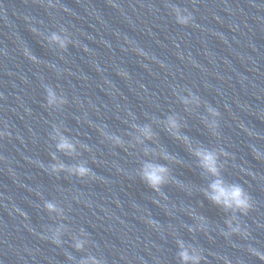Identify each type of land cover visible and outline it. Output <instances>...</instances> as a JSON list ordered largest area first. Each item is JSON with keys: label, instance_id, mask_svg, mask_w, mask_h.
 Segmentation results:
<instances>
[{"label": "water", "instance_id": "water-1", "mask_svg": "<svg viewBox=\"0 0 264 264\" xmlns=\"http://www.w3.org/2000/svg\"><path fill=\"white\" fill-rule=\"evenodd\" d=\"M172 6L186 9L192 23L178 25ZM61 28L75 41L65 52L43 41ZM45 85L66 98L61 111L46 107ZM189 91L200 107L180 103L177 93ZM207 105L220 113L215 136L201 119ZM168 115L194 145L224 151L225 179L252 196L253 210L239 218L247 239L220 234L225 214L199 191L210 178L164 130ZM153 120L156 141L144 146L174 156L179 163L168 166L183 183L165 187L166 199L136 176L150 158L143 146L113 147L97 131L127 144L132 123ZM60 123L90 147L78 159L95 180L40 167L51 163L49 133ZM0 132V264H76L88 254L105 264H177V237L202 249L207 264H261L248 249L264 253V0H0ZM45 200L65 208L72 232L88 233L84 252L67 235L62 247L39 238L57 223L43 211ZM189 207L210 221L207 235L187 231Z\"/></svg>", "mask_w": 264, "mask_h": 264}, {"label": "clouds", "instance_id": "clouds-1", "mask_svg": "<svg viewBox=\"0 0 264 264\" xmlns=\"http://www.w3.org/2000/svg\"><path fill=\"white\" fill-rule=\"evenodd\" d=\"M53 5H49L52 7ZM172 11L175 16V21L180 26H188L192 23L193 17L187 12V10H181L179 7L172 6ZM35 32V30L33 29ZM44 44L49 48L55 49L59 52H65L68 50L70 44H74L75 41L68 35V33L61 28L59 32H52L46 37H43ZM43 46V45H42ZM88 51L87 48L84 49ZM137 55H143L141 52H137ZM24 55L33 63L37 62V57L29 49H24ZM46 107L55 111H61L67 104V100L64 96L58 95L56 90L48 85L44 86ZM178 99L181 104L185 106L187 110L189 106L200 107L201 100L198 96L192 92H188L187 96L177 93ZM206 112L208 116L201 117L204 126L212 135H217L218 132V118L220 113L217 109L211 105L206 106ZM209 117L211 119H209ZM157 123L153 120L151 123H145L138 125L132 123L130 125L132 132L127 133L131 137V142L127 143L120 136L107 132L105 129L98 128L100 136L104 141L110 143L113 147L125 148L143 146L142 153L144 157H150L144 159L141 162L139 169L136 172V176L144 183L149 189L157 194L162 199H166L167 196L163 189L168 185L180 186L183 183L177 181L172 175V170L168 166L169 163H179L176 158L170 155L165 149L160 148L156 150L144 146L146 142L156 141V133L153 130V124ZM164 130L171 135L174 139L181 141L189 153L194 157L196 166L200 169L201 173L209 179V183L206 188L199 189L204 198L212 205L221 209L225 214L223 221L224 227L220 230V234L226 239L239 236L243 239H247L250 235L247 228H245L241 222L240 217H246L253 210V200L251 194L240 183L230 182L225 179L223 175L224 165L221 163V157L225 155L222 149H215L206 147L203 145H194L189 137L181 134V121L176 115H168L162 122ZM68 129L63 123L53 124L51 126V132L49 133V148L51 163L45 165L40 163V167L44 169L48 174L59 177L61 174H65L68 177L76 178L80 181L95 180L96 175L92 168L89 167V163L86 160L78 159L82 152H90L91 149L88 145L73 138L71 135L66 134ZM5 133L0 132V137H4ZM252 155L254 159L260 160L261 153L258 149L253 148ZM66 157L76 160V163L66 164L60 157ZM163 160L168 163L161 164L158 161ZM95 162V161H93ZM193 192L189 190L187 195H191ZM155 203V201H153ZM43 211L48 214L49 217L55 218L57 221L55 227H50L47 230V234H42L39 238L50 242L51 244L62 247L64 244L63 237L70 236L72 241V248L76 252H84L89 245L88 233L83 228L76 234L72 232L63 221L67 219L65 208L61 207L54 200H45L42 205ZM19 214L27 220L28 217L23 211H19ZM185 211V209H181ZM187 215L194 221L191 226H186L187 231L190 233L201 232L205 235L208 234L210 221L204 215L196 213L191 207L187 209ZM147 223L156 228L157 224H154L152 220ZM176 254L175 258L177 264H207L206 257L203 250L194 246L191 243L186 242L184 239L177 237L175 239ZM249 253L257 260L264 264V253L254 248L248 249ZM67 259L73 261L72 255H68ZM76 264H105L102 258H98L92 254H88L78 260ZM227 264V261H225Z\"/></svg>", "mask_w": 264, "mask_h": 264}]
</instances>
